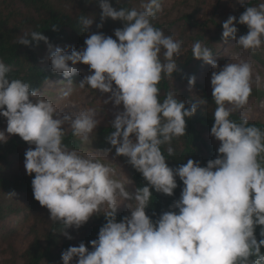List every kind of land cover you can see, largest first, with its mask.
<instances>
[{
	"label": "clouds",
	"instance_id": "obj_1",
	"mask_svg": "<svg viewBox=\"0 0 264 264\" xmlns=\"http://www.w3.org/2000/svg\"><path fill=\"white\" fill-rule=\"evenodd\" d=\"M97 4L101 21L97 28L106 19L122 23L114 30L115 39L92 33L82 49L69 52L53 47L41 32L31 31L19 36L17 43L47 45L51 72L62 75L60 82L68 86L65 98L72 94L77 65L88 66L90 74L76 86L96 90L107 96L104 105L123 109L113 113V131L105 138L111 147L104 152L114 149L115 157L126 158L146 182L143 187L129 191L126 183L133 181L117 179L110 163L63 143L65 125L81 143H90L101 123L100 110L90 107L74 116L61 113L39 89L10 78L11 68L0 60V117L6 120L0 144L18 136L30 146L24 168L27 175L34 174V200L48 210L50 221L63 225L61 234L67 239L72 237L65 229H79L100 213L106 220L97 239L90 241L91 251L83 242L70 246L61 255L63 264H73L74 258L75 264H264V130L249 126L246 119L239 123L230 119L248 105L252 63L228 62L217 71L211 50L200 42L192 45L193 59L213 69L210 86L216 108L209 134L219 147L217 157L206 166L188 159L169 167L162 146L173 156L172 141L186 135V120L207 104L203 98L191 104L178 100L171 91L162 101L159 98L161 80L178 71L183 42L153 25L164 10V0H141L139 9L113 7L110 0ZM94 19L81 15L82 30L88 32ZM234 22L246 26L247 34L237 38ZM229 39L253 54L264 48V3L246 7L238 20L229 16L223 22L222 40ZM259 80L257 76L255 82ZM195 81L194 75L187 77L189 91ZM177 178L183 184L179 199L153 220L146 214L153 191L173 196ZM122 204L130 215L117 222Z\"/></svg>",
	"mask_w": 264,
	"mask_h": 264
},
{
	"label": "trees",
	"instance_id": "obj_2",
	"mask_svg": "<svg viewBox=\"0 0 264 264\" xmlns=\"http://www.w3.org/2000/svg\"><path fill=\"white\" fill-rule=\"evenodd\" d=\"M110 3L113 7L130 9L135 4H141V0H118V2L117 0H110ZM248 6H257V2L238 1L239 15L236 17L237 20ZM198 11L199 5L195 9V13L183 15L182 20L184 23L196 25L193 18ZM81 15H88L90 18L95 17L88 32L82 30L79 24ZM100 23V9L97 0H0V60L11 68L10 78L22 79L28 82L32 88L40 91L45 83L60 75L53 74L50 65L45 63L46 57L44 54L48 48L44 42L41 41L38 45L30 44L25 47L17 43L18 37L24 33L39 31L48 38L53 47L83 48L84 40L88 35L102 32L104 35L112 36L115 39L114 30L123 27L120 21L106 19L103 26L97 28V24ZM53 25L58 26L56 31L51 29ZM153 25L162 29L157 18L153 21ZM215 26L218 33L208 41H204V36L201 34L190 37L188 40L192 42V45L195 42H200L211 50L213 56L218 52V44L225 43L222 40V24H215ZM234 26L238 28L237 38L240 35L247 34L246 26L235 22ZM200 27L202 30L205 29L204 25H200ZM185 40L186 38H184ZM229 41L232 40L229 39ZM192 45H189L186 41L183 42L180 56L177 58L178 71L173 73L172 78L165 77L162 79L158 85L161 101L168 92H172V81L176 85L174 90L177 93L176 98L178 100H188L190 104L198 102L201 98L207 100V104L198 107L196 114L191 119L186 120V135L172 141L171 146L174 149V155L168 156L166 146H162L161 150L167 163L169 167L173 168L187 163L188 159L199 161L201 166H206L209 160L217 157L218 148L206 138L214 123L213 114L216 108L211 94L196 81L194 96L182 89L184 85H187V77L191 75L196 77L203 63L193 59ZM256 58L263 62L260 58ZM251 95L256 96L258 99L264 98V93L258 90H252ZM230 119L239 123L244 118L233 113ZM5 121V118L0 117V128ZM248 125L264 130V123L261 121H248ZM112 131L110 123L99 127L95 132L92 143L94 148L101 152L109 149L111 146L105 138ZM63 143L70 150H78L82 145L79 138L72 136L71 132L65 134ZM29 147L18 136H11L7 143L0 144V248L6 246V254L8 255V259L4 264L6 262L8 264H18V259H21L22 264H63L61 255L70 246H79L83 242L91 251L90 241L97 239L99 229L106 223V220L103 213L94 215L79 229H65L72 239L65 238L61 234L63 225L50 221L48 210L41 207L34 200L31 188V180L34 178V174L29 176L15 166L16 162L24 159L25 151ZM31 147L34 148V145ZM109 154L115 155V150L112 149ZM116 158L124 170L127 171L135 189L143 187L146 182L139 173L127 164L126 158ZM177 185L178 187L171 197L153 191L149 208L146 209V214L150 218L156 220L163 212L170 210V205L179 199L183 188V184L178 178ZM12 191L16 195L10 198L7 194ZM13 216H18L23 221L30 223L29 235L31 240L20 256L17 254L12 242L16 230L14 228L9 229L6 226V222ZM123 217H125L124 213H116L117 222ZM259 232L258 227L255 232L258 241L261 238ZM261 252L264 253V248L261 249ZM73 264H75V258Z\"/></svg>",
	"mask_w": 264,
	"mask_h": 264
},
{
	"label": "rangeland",
	"instance_id": "obj_3",
	"mask_svg": "<svg viewBox=\"0 0 264 264\" xmlns=\"http://www.w3.org/2000/svg\"><path fill=\"white\" fill-rule=\"evenodd\" d=\"M238 1L239 0H164V10L162 13L157 15V19L159 20V23L162 26L161 30H163L165 35H171L177 40L182 42L186 41L189 43V45H192V42L188 40V38L195 37L196 35L199 36L201 34L204 36V41H208L211 37H214L218 33L215 24H223V22L226 21L229 16L237 17L239 15ZM241 1H256L257 6L260 3H264V0ZM198 5L199 11L193 18L196 25H188L184 23L182 16L195 13V9ZM133 8L139 9L140 4H135ZM200 25H204L205 29L202 30ZM184 38H186L185 41ZM59 47L69 52L72 48L70 46ZM217 47L218 52L213 55V59L219 66L217 71L228 62H239L240 60L250 61L253 65L254 82L252 85V90H258L264 93V48L253 54L238 47L233 40L227 43H220ZM76 49L80 50L82 48L78 47ZM48 55L49 53L47 49L44 54L46 57L45 63L47 64H49ZM254 56L260 58L263 62H260ZM77 68V73L71 78L73 81L71 96L67 98L63 96V93L68 90V86L66 83L60 82L64 80L62 75L45 83L40 89L41 95L45 99H51L56 105L58 111L64 114L74 116L75 114L85 111L90 107L97 108L100 110V116L98 118L101 120L98 128L108 125L114 119L113 113L117 110H123L122 106L119 109H114L111 103L108 105L103 104V99H106L107 96H102L96 90L79 89L76 85H78L79 81L84 75H88L90 73L88 72V66L86 65L78 64ZM212 71L213 69L210 65L202 63L196 76V82L203 85L210 94V77ZM257 76L260 77L258 84L255 82ZM171 84L172 92H174L175 96H177V93L174 90L176 85L173 81ZM182 89L188 91L193 96L196 93L195 87L189 91L188 86L184 85ZM234 113L240 115L247 121H261L264 123V98L258 99L256 96L251 95L249 97L248 105L244 109L238 110ZM4 129H6V121L1 126L0 131H3ZM96 130L90 137L91 142L87 144L82 143L81 148L77 151L83 155H92L106 164L110 163L115 169L117 179H130L127 171L124 170L123 166L119 163L115 155L104 153L94 148L92 143ZM65 132H71L70 127L67 125H65ZM206 138L210 140L217 148L219 147V142L216 141L209 133L207 134ZM15 166L25 172L24 159L16 162ZM126 187L129 191H135L133 183H126ZM117 212L124 213L125 216L130 215L128 209L123 204L119 207ZM6 226L9 229L14 228L16 230V233L12 238V242L14 243L15 249L17 250V254L20 256L27 248V245L31 240V236L29 235L30 223L23 221L18 216H13L10 217V219L6 222ZM6 259H8V255L6 254V246H3L0 248V264H4ZM6 264H8V262H6ZM18 264H22L21 259H18Z\"/></svg>",
	"mask_w": 264,
	"mask_h": 264
}]
</instances>
